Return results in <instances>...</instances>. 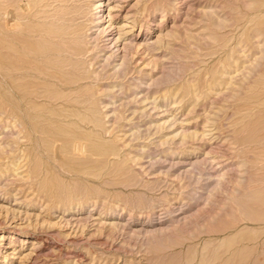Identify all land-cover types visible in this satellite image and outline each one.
Listing matches in <instances>:
<instances>
[{"label":"rangeland","instance_id":"374dc122","mask_svg":"<svg viewBox=\"0 0 264 264\" xmlns=\"http://www.w3.org/2000/svg\"><path fill=\"white\" fill-rule=\"evenodd\" d=\"M262 1L64 0L82 23L101 3L107 40L83 57L97 137L55 130L81 96L34 108L29 141L0 88V264H264Z\"/></svg>","mask_w":264,"mask_h":264},{"label":"bare ground","instance_id":"6f19581e","mask_svg":"<svg viewBox=\"0 0 264 264\" xmlns=\"http://www.w3.org/2000/svg\"><path fill=\"white\" fill-rule=\"evenodd\" d=\"M44 1H47L46 4L43 3ZM55 1H60V3L55 5L53 4V0H51V2H49V0H0L1 105L5 108L4 112H6L7 106L14 108L16 112L14 115L17 120L16 122L20 126L19 128H21L18 132L21 133V131L24 130L28 140L32 141L35 135L33 132V119L36 117L33 111L34 108L45 104L56 106L70 98L78 99L82 96L80 101L86 103V106L82 109L83 112L81 113L79 109H73L69 112V115H74L78 119H62L56 121L55 123H59L56 125L55 130L62 134H71L72 136L70 137L73 142H81V140L95 141L97 132L95 131V127L99 122L95 119V105L93 101L95 99L92 98V95L95 94V90L91 92L90 87L92 83L87 81V79L95 80V77L92 76L95 74V71L86 70L84 66L86 61L83 60V57L89 51L87 48L88 43H93L90 47L95 49V40L101 37H105L107 40L105 33L107 29L104 26L99 27L101 25V20L99 19L103 15L100 16L97 13L101 10L98 9L101 3H91L89 5V7H93H91V9H95L96 11H87L91 16V18L87 20L89 23H82L77 22V19H79V15L76 16L78 7L76 8L71 4L70 6L72 7L66 6L64 0ZM261 5L264 6V0ZM43 6H50L51 8L45 10L42 9ZM108 8L110 9V6ZM106 11L108 12L106 15L111 17L110 10ZM95 20L97 22L94 25L93 23ZM145 22L148 23L147 21ZM96 26L98 27L92 30L93 32L89 31ZM260 29L262 30V28ZM95 32L96 36H90V34L93 35ZM91 39L92 42H89ZM103 45L107 46V43L104 42ZM112 55L113 52L107 55L106 58L109 59ZM39 84L51 85L52 87L50 89L45 87L41 92L37 91L36 88L31 89L32 86L37 87ZM69 91L73 92V96L70 94L72 97L66 96L67 93L65 92ZM11 98H13L12 105H10ZM3 113L0 112V114ZM28 124L31 128H28ZM98 137L99 139L96 142H99L97 145L99 150L103 153H105L104 151H109L111 149L110 145H108L101 136ZM91 141L90 143H93ZM88 144L87 149L86 146H84L85 150H89L90 147L91 149L96 148L91 144L90 147H88ZM38 147L37 145L35 148L37 152L39 151ZM84 147H82V149H84ZM38 153L40 154V152ZM38 153L30 151V153L27 154L29 159L28 172L30 173L38 171L41 166ZM56 159L58 160V158ZM106 159L107 158H105V160ZM64 173L69 176L73 175L71 172L69 173L68 170L64 171ZM85 173L96 176V173ZM53 174V180L56 178L58 179L60 174L56 172ZM61 179L63 178H60V180ZM53 180H46V182L52 184L54 182ZM60 180H58L57 184L58 187L62 188L64 191L62 193L63 198L71 197L72 194L66 191L69 187L74 190L79 189V186H76V181L72 179L68 181L70 183L67 182V184H63Z\"/></svg>","mask_w":264,"mask_h":264}]
</instances>
